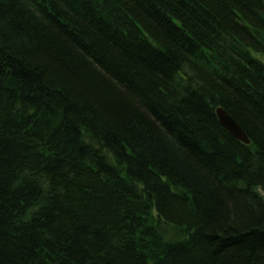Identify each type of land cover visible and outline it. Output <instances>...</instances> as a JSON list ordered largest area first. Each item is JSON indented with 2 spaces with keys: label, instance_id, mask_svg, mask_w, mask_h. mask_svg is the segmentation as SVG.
Instances as JSON below:
<instances>
[{
  "label": "trees",
  "instance_id": "obj_1",
  "mask_svg": "<svg viewBox=\"0 0 264 264\" xmlns=\"http://www.w3.org/2000/svg\"><path fill=\"white\" fill-rule=\"evenodd\" d=\"M259 189L264 0H0V264H264Z\"/></svg>",
  "mask_w": 264,
  "mask_h": 264
},
{
  "label": "water",
  "instance_id": "obj_2",
  "mask_svg": "<svg viewBox=\"0 0 264 264\" xmlns=\"http://www.w3.org/2000/svg\"><path fill=\"white\" fill-rule=\"evenodd\" d=\"M215 115L219 124L235 139L248 144L249 139L239 126V124L232 118V116L223 108L217 107Z\"/></svg>",
  "mask_w": 264,
  "mask_h": 264
},
{
  "label": "rangeland",
  "instance_id": "obj_3",
  "mask_svg": "<svg viewBox=\"0 0 264 264\" xmlns=\"http://www.w3.org/2000/svg\"><path fill=\"white\" fill-rule=\"evenodd\" d=\"M258 191V193L264 198V191L263 190H257Z\"/></svg>",
  "mask_w": 264,
  "mask_h": 264
}]
</instances>
